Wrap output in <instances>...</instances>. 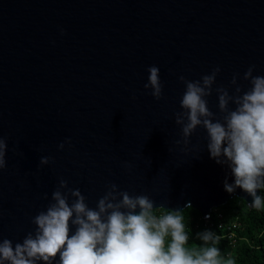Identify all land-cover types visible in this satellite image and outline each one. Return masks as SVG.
<instances>
[{"label":"water","instance_id":"95a60500","mask_svg":"<svg viewBox=\"0 0 264 264\" xmlns=\"http://www.w3.org/2000/svg\"><path fill=\"white\" fill-rule=\"evenodd\" d=\"M152 65L160 100L144 88ZM252 65L264 75V0H0V234L15 244L34 231L60 179L92 208L113 183L207 221L235 196L252 208L225 191L234 178L210 158L205 129L185 148L174 117L181 75L218 66L215 88ZM208 101L218 113L215 93Z\"/></svg>","mask_w":264,"mask_h":264},{"label":"clouds","instance_id":"9594fccd","mask_svg":"<svg viewBox=\"0 0 264 264\" xmlns=\"http://www.w3.org/2000/svg\"><path fill=\"white\" fill-rule=\"evenodd\" d=\"M254 70L252 65L242 77L234 73L228 86L215 88L218 66L197 80L181 75L185 86L182 111L174 117L185 148L198 127L205 129L210 158L226 166L234 178L229 183L225 177V191L242 190L251 197L249 206L262 210L264 196L258 193L264 191V75H253ZM147 71L144 88L160 100V69L152 65ZM241 80L248 83L246 88ZM213 93L218 113L208 106ZM65 143L71 146L67 139L58 147L63 149ZM6 152L7 142L0 136V173L7 167ZM50 161L42 157L40 165ZM106 187L92 208L79 188L60 179L46 208L32 218L34 231L15 244L0 234V264H235L225 260L217 244L219 237L211 230L196 234L202 242L198 249L187 246L190 235L183 209L156 206L149 195L121 191L114 183ZM157 209L166 211L158 215Z\"/></svg>","mask_w":264,"mask_h":264},{"label":"trees","instance_id":"16d2710c","mask_svg":"<svg viewBox=\"0 0 264 264\" xmlns=\"http://www.w3.org/2000/svg\"><path fill=\"white\" fill-rule=\"evenodd\" d=\"M261 195L264 196V191L261 192ZM183 210L190 235L187 246L191 249H198L202 242L196 234L205 230L204 223L206 221L199 211L192 207H185ZM165 211L157 209V213ZM219 213L221 214L220 218L218 217ZM209 222L213 223L210 230L219 237L217 244L225 260L232 259L235 264H264V209L249 208L242 198L235 196L224 205L213 209ZM220 223L223 228L218 227ZM232 223H239L242 226L241 230H235L238 233L235 247L224 237L226 226Z\"/></svg>","mask_w":264,"mask_h":264},{"label":"built area","instance_id":"2783aa9c","mask_svg":"<svg viewBox=\"0 0 264 264\" xmlns=\"http://www.w3.org/2000/svg\"><path fill=\"white\" fill-rule=\"evenodd\" d=\"M157 214L159 215V214H162V213L159 212ZM218 217L219 218L221 217L220 213L218 214ZM205 221H206L204 223L205 230L206 229L210 230L212 228L213 223H210L207 220H205ZM218 227L223 228L222 223H220L218 225ZM241 228H242V226L239 223H232V224L226 226V233L224 234V237H226L228 242L234 247H235V243H236L237 238H238V233H236L235 230L236 229L237 230H241Z\"/></svg>","mask_w":264,"mask_h":264}]
</instances>
